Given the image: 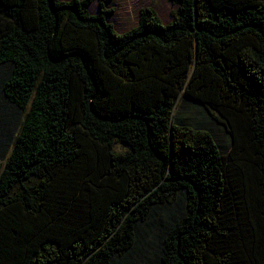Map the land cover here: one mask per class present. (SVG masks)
I'll return each mask as SVG.
<instances>
[{"label":"trees","instance_id":"trees-1","mask_svg":"<svg viewBox=\"0 0 264 264\" xmlns=\"http://www.w3.org/2000/svg\"><path fill=\"white\" fill-rule=\"evenodd\" d=\"M94 1L0 0L2 92L26 113L0 264H264V0H170L169 24L145 8L123 34ZM182 98L230 150L175 121Z\"/></svg>","mask_w":264,"mask_h":264},{"label":"rangeland","instance_id":"rangeland-1","mask_svg":"<svg viewBox=\"0 0 264 264\" xmlns=\"http://www.w3.org/2000/svg\"><path fill=\"white\" fill-rule=\"evenodd\" d=\"M97 2L96 0L89 7L92 14L98 12L99 4ZM109 8L113 9L114 12L108 16V22L114 25L118 33L123 34L139 25L142 9L153 8L163 23L169 24L173 20L172 13L177 9V6L173 5L170 0H114L109 5ZM10 71V67L8 66L0 67V164H4V161L10 154L26 114L23 110L10 104L3 95V84L9 77ZM175 121L205 127L214 135L218 143L225 148V152L230 150L231 139L226 127L211 117L206 116L195 101L182 98L175 111ZM123 148L124 146L122 145L116 146V150H123ZM178 208L180 206L174 204V207H169V211L172 214ZM170 226L171 223L168 222L161 227H156L155 234L163 235ZM141 240L143 246L137 250V253H143L145 256L150 255L149 248L146 244L144 245L148 240L145 238ZM135 264H144L143 257L137 256Z\"/></svg>","mask_w":264,"mask_h":264},{"label":"crops","instance_id":"crops-1","mask_svg":"<svg viewBox=\"0 0 264 264\" xmlns=\"http://www.w3.org/2000/svg\"><path fill=\"white\" fill-rule=\"evenodd\" d=\"M62 1H70V0H62ZM95 1H96V0H95ZM95 1H94V2H95ZM97 1H98V0H97ZM97 3H98V2H97ZM98 4H99V3H98ZM98 10H99V9H98ZM89 11H90V8H89ZM90 13H91V11H90ZM97 13H98V12H97ZM97 13H96V14H97ZM91 14H92V13H91ZM96 14H92V15H96Z\"/></svg>","mask_w":264,"mask_h":264}]
</instances>
